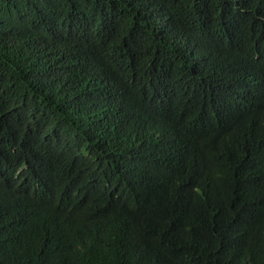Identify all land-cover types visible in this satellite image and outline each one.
<instances>
[{
	"label": "trees",
	"instance_id": "trees-1",
	"mask_svg": "<svg viewBox=\"0 0 264 264\" xmlns=\"http://www.w3.org/2000/svg\"><path fill=\"white\" fill-rule=\"evenodd\" d=\"M0 264H264V0H0Z\"/></svg>",
	"mask_w": 264,
	"mask_h": 264
}]
</instances>
